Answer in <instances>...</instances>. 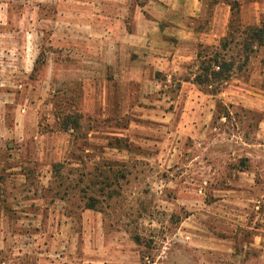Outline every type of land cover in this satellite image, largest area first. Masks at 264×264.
Listing matches in <instances>:
<instances>
[{
	"label": "rangeland",
	"instance_id": "374dc122",
	"mask_svg": "<svg viewBox=\"0 0 264 264\" xmlns=\"http://www.w3.org/2000/svg\"><path fill=\"white\" fill-rule=\"evenodd\" d=\"M23 1L0 0V13L22 12ZM27 1L55 13L56 0ZM143 1L130 0L131 7ZM224 37L209 38L218 46ZM185 49L195 62L181 65L160 105L175 108L172 117L90 114L72 99L82 110L79 128L62 132L54 105L64 113L69 105L65 96L52 99L40 127L69 139L66 157L30 166L46 173L31 181L42 185L39 198L22 197L23 208L1 197L0 210L14 225L0 228V264H264V255L250 250L264 243V114L228 105L223 96L235 80L264 88V46L246 55L231 44L236 69L217 95L180 83L199 64L195 47ZM62 140L52 141L55 150ZM241 170L255 172V181Z\"/></svg>",
	"mask_w": 264,
	"mask_h": 264
},
{
	"label": "crops",
	"instance_id": "0c3cea01",
	"mask_svg": "<svg viewBox=\"0 0 264 264\" xmlns=\"http://www.w3.org/2000/svg\"><path fill=\"white\" fill-rule=\"evenodd\" d=\"M27 2L20 13H0V197L12 206L19 200L12 207L18 209L26 202L22 197L39 198L42 185L31 181H43L46 173L30 166L49 167L66 157L69 139L40 127L53 98L79 99L84 112L96 115L139 118L149 111L172 117L176 109L160 105L181 65L195 62L185 48L193 45L197 52L214 44L209 37L227 36L234 3L241 24L264 22V0H145L134 7L130 0H56L52 16L47 4ZM235 82L223 94L228 105L264 114V88ZM203 112L199 123L208 116ZM60 138L57 151L52 141ZM244 171L254 182L255 172ZM7 215L0 210V228L14 225ZM252 245L264 255V243Z\"/></svg>",
	"mask_w": 264,
	"mask_h": 264
},
{
	"label": "trees",
	"instance_id": "16d2710c",
	"mask_svg": "<svg viewBox=\"0 0 264 264\" xmlns=\"http://www.w3.org/2000/svg\"><path fill=\"white\" fill-rule=\"evenodd\" d=\"M232 12L233 14L230 22L231 32L221 40L218 46L200 45L197 52V61L199 63L198 70L193 78L187 77L184 79L187 82H191L207 90L209 94L217 95L233 76L234 70L236 69V60L234 57L228 55L231 44H239L246 55L251 52V47H253V45L260 47L264 46V22L260 25H247L243 30H240L241 21L238 15V3L232 4ZM235 25L239 27L234 28ZM237 32L243 36V40L240 43L236 41ZM57 97L58 96L55 98ZM64 98L67 101L65 104L69 105V107H67V113H64L66 108H62L63 105H61V107L58 106L59 104L57 103L54 105L55 113L53 115L55 116L57 126L59 125L57 130L66 132L69 130L75 131L79 128L82 110L75 105V100L67 97ZM2 190L0 184V195L2 194ZM94 207L95 205L91 204L87 208Z\"/></svg>",
	"mask_w": 264,
	"mask_h": 264
}]
</instances>
